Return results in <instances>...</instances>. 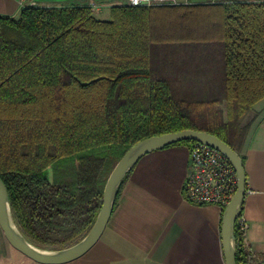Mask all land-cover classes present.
Wrapping results in <instances>:
<instances>
[{"label": "trees", "instance_id": "trees-1", "mask_svg": "<svg viewBox=\"0 0 264 264\" xmlns=\"http://www.w3.org/2000/svg\"><path fill=\"white\" fill-rule=\"evenodd\" d=\"M262 100L264 1L119 5L106 21L85 5L0 15V179L12 220L38 248L79 241L115 164L155 135L204 131L243 164L245 120ZM234 248L248 264L236 224Z\"/></svg>", "mask_w": 264, "mask_h": 264}, {"label": "crops", "instance_id": "crops-1", "mask_svg": "<svg viewBox=\"0 0 264 264\" xmlns=\"http://www.w3.org/2000/svg\"><path fill=\"white\" fill-rule=\"evenodd\" d=\"M262 2L264 0H230ZM182 2V1H181ZM91 6L100 20L122 0H0V15L16 19L25 7ZM241 149L246 175L241 209L247 229L248 264H264V100ZM190 170L189 146L174 145L143 155L122 180L113 210L97 241L64 264H225L222 212L186 201L182 187ZM0 264H38L0 245Z\"/></svg>", "mask_w": 264, "mask_h": 264}, {"label": "water", "instance_id": "water-1", "mask_svg": "<svg viewBox=\"0 0 264 264\" xmlns=\"http://www.w3.org/2000/svg\"><path fill=\"white\" fill-rule=\"evenodd\" d=\"M181 141H193L214 148L230 162L234 169L236 189L222 211L220 235L225 264H236L234 228L236 220L241 214L245 196L246 175L244 166L239 154L224 141L210 133L190 129L151 136L131 146L115 164L105 182L101 207L90 230L79 241L58 250L40 249L21 234L12 220L7 190L0 179V230L4 239L13 249L38 264H64L79 258L97 241L102 233L113 210L119 186L131 167L143 155Z\"/></svg>", "mask_w": 264, "mask_h": 264}, {"label": "built area", "instance_id": "built-area-1", "mask_svg": "<svg viewBox=\"0 0 264 264\" xmlns=\"http://www.w3.org/2000/svg\"><path fill=\"white\" fill-rule=\"evenodd\" d=\"M24 0H20L23 2ZM230 0H122V5H216L230 3ZM93 11V7L89 6ZM190 170L183 183V193L187 202L194 205H210L221 212L230 201L236 189V175L230 162L214 148L194 142L189 147ZM242 234L244 246L247 224L240 215L236 220Z\"/></svg>", "mask_w": 264, "mask_h": 264}, {"label": "rangeland", "instance_id": "rangeland-1", "mask_svg": "<svg viewBox=\"0 0 264 264\" xmlns=\"http://www.w3.org/2000/svg\"><path fill=\"white\" fill-rule=\"evenodd\" d=\"M175 1H177V2H181V1H183V0H175ZM97 18V17H96ZM256 106V105H255ZM255 106L253 107V109H252V111L247 115V118H246V120H245V122H249V123H251L252 124V122H253V120H254V118H255ZM221 109H224V106H221L220 107ZM244 122V123H245ZM6 240L4 239V237H3V234H2V232H1V230H0V245L2 244V243H4ZM40 249H44V250H49V251H51V250H58V249H60V247L59 246H54V247H50V248H48V247H40Z\"/></svg>", "mask_w": 264, "mask_h": 264}]
</instances>
